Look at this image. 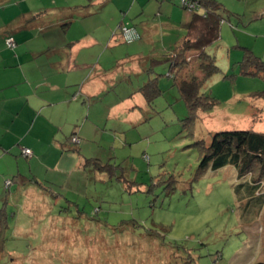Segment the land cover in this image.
I'll return each instance as SVG.
<instances>
[{
    "label": "rangeland",
    "instance_id": "obj_1",
    "mask_svg": "<svg viewBox=\"0 0 264 264\" xmlns=\"http://www.w3.org/2000/svg\"><path fill=\"white\" fill-rule=\"evenodd\" d=\"M82 1L39 0L34 8L45 12L55 2L65 14L74 8L64 7ZM217 1L223 6L221 39L206 52L215 59L220 74L203 87V93L217 100L215 109L200 112L195 128L188 130L186 120L191 113L177 87L178 77L168 76L169 58L180 40L174 34L172 40H165L174 47L166 53L167 62L156 78L160 92L149 111H141L140 120L131 128L105 119L109 126L97 148L85 153L97 156L100 168L83 167L72 182L60 177L58 184H45L49 195L41 192L34 200L26 197L27 188L17 193L20 184L14 166L0 192V220L7 221L5 230L0 224V264L264 262V209L257 219H250L259 202L244 209L247 202L242 204L234 192L239 183L259 180V168L240 182L231 166L202 170L199 146H209L216 132L257 131L259 124L264 125V102L256 105L257 123L250 115L249 102V96L264 90V78L245 75L242 67L246 55L264 61V0ZM11 11L6 16L17 12ZM61 16L52 23L62 33L84 21L79 13ZM184 31L181 38L187 35ZM163 43L161 39L159 44ZM197 58L180 65L182 75L178 76L202 78ZM258 183L260 197L264 177Z\"/></svg>",
    "mask_w": 264,
    "mask_h": 264
},
{
    "label": "crops",
    "instance_id": "obj_2",
    "mask_svg": "<svg viewBox=\"0 0 264 264\" xmlns=\"http://www.w3.org/2000/svg\"><path fill=\"white\" fill-rule=\"evenodd\" d=\"M37 1L2 0L0 9V192L16 170L17 193L27 188L34 200L49 195L45 184L72 182L83 161L99 159L85 153L97 148L109 126L105 119L131 128L148 111L142 89L163 71L174 47L165 40L179 34L175 47L181 45L192 19L171 0H81L64 7L74 8L65 14L53 2L46 11L54 15L35 9ZM9 10L17 12L9 17ZM68 13L84 21L62 33L52 21ZM120 26L135 27L141 39L123 47ZM75 136L78 146L71 142Z\"/></svg>",
    "mask_w": 264,
    "mask_h": 264
},
{
    "label": "trees",
    "instance_id": "obj_3",
    "mask_svg": "<svg viewBox=\"0 0 264 264\" xmlns=\"http://www.w3.org/2000/svg\"><path fill=\"white\" fill-rule=\"evenodd\" d=\"M171 1L180 4L177 0ZM189 1L196 5V9L191 13L192 19L188 25L187 38L181 45L176 47L173 56H170L169 58L171 66L168 76L178 77L177 87L191 113V117L186 120V127L191 131L195 128V125L199 120L200 112L210 113L215 109L218 103L215 98L213 99L208 94L203 93V87L209 78L220 74V69L217 67L215 59L208 55L206 51L209 47L220 41L221 24L224 22V18L222 14L223 6L217 0ZM42 14L47 15L48 12H42ZM131 28L137 31L135 27ZM10 38L13 37H9L8 39ZM7 46L14 49L17 46V43L15 41L14 47H10L8 43ZM190 53H192V56H189L190 58L187 60L190 61L191 57L194 56L198 57L197 59L200 62L198 70L202 78L198 77L199 75L197 74L181 77L178 76V73L182 68L180 65L187 64L186 56ZM242 67L245 75L261 76L264 78V61L260 58L253 55H246ZM179 74L182 75L181 72ZM156 82H159V80H152L149 85L142 89V93L148 104V111L152 106L154 96L160 92V85L157 87ZM249 102L251 103L250 108L252 109L250 115L253 117L254 122L257 123L256 105L259 104V102H264V90L253 93L249 96ZM71 142L76 146L81 144L79 137L76 138V142L79 144L74 143L72 140ZM199 146L202 150L200 161V168L202 170L211 168L213 171H218L231 166L236 169L237 178L240 182L258 167L260 174L264 177V132H257L254 129L249 131L233 129L224 130L213 134L209 146ZM98 161L99 159L87 158L85 160V167L100 168ZM262 177L259 180H254L253 183H239V185L234 188L237 200L241 201L242 204L245 201L247 202L244 209H252V205L255 202H259L257 207L254 206L255 215H253V212L249 214L251 216L250 219H257L260 216L261 211L264 209V195L258 197L260 195L258 193L260 191V183L258 182L261 181ZM244 218L246 219V216ZM0 224L1 228L5 230L7 227V221L0 220ZM258 264H264V262Z\"/></svg>",
    "mask_w": 264,
    "mask_h": 264
},
{
    "label": "built area",
    "instance_id": "obj_4",
    "mask_svg": "<svg viewBox=\"0 0 264 264\" xmlns=\"http://www.w3.org/2000/svg\"><path fill=\"white\" fill-rule=\"evenodd\" d=\"M177 1H179L181 6L190 13H193L196 9V5L193 2H190L189 0H177ZM119 36L121 37L122 42L126 44H132L141 39V35L138 33V31H136L131 27H126V26H120ZM7 43L10 47H13L15 45V41L13 38L8 39ZM76 138L77 137H73L72 141L76 144H79L76 142ZM32 154L33 153L31 150L29 149L24 150V155L26 157H31Z\"/></svg>",
    "mask_w": 264,
    "mask_h": 264
},
{
    "label": "bare ground",
    "instance_id": "obj_5",
    "mask_svg": "<svg viewBox=\"0 0 264 264\" xmlns=\"http://www.w3.org/2000/svg\"><path fill=\"white\" fill-rule=\"evenodd\" d=\"M14 46H15V45H14ZM14 46H13V47H14Z\"/></svg>",
    "mask_w": 264,
    "mask_h": 264
}]
</instances>
